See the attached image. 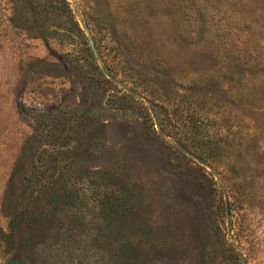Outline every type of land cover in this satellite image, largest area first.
<instances>
[{
    "label": "rangeland",
    "instance_id": "obj_1",
    "mask_svg": "<svg viewBox=\"0 0 264 264\" xmlns=\"http://www.w3.org/2000/svg\"><path fill=\"white\" fill-rule=\"evenodd\" d=\"M10 261L264 264V0H0Z\"/></svg>",
    "mask_w": 264,
    "mask_h": 264
},
{
    "label": "trees",
    "instance_id": "obj_2",
    "mask_svg": "<svg viewBox=\"0 0 264 264\" xmlns=\"http://www.w3.org/2000/svg\"><path fill=\"white\" fill-rule=\"evenodd\" d=\"M10 264H16V262L15 261H10Z\"/></svg>",
    "mask_w": 264,
    "mask_h": 264
},
{
    "label": "water",
    "instance_id": "obj_3",
    "mask_svg": "<svg viewBox=\"0 0 264 264\" xmlns=\"http://www.w3.org/2000/svg\"><path fill=\"white\" fill-rule=\"evenodd\" d=\"M105 72V71H104Z\"/></svg>",
    "mask_w": 264,
    "mask_h": 264
}]
</instances>
